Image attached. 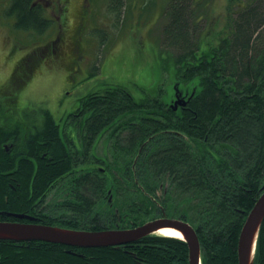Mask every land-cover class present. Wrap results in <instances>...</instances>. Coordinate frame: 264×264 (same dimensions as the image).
Here are the masks:
<instances>
[{"label":"trees","instance_id":"obj_1","mask_svg":"<svg viewBox=\"0 0 264 264\" xmlns=\"http://www.w3.org/2000/svg\"><path fill=\"white\" fill-rule=\"evenodd\" d=\"M128 1L111 0L110 6L119 10ZM163 9L161 43L176 85L188 90L183 100L173 106L159 96L136 98L125 86L101 81L59 122L42 105L20 115L17 102L6 99L0 108L18 132L0 128V140H18L11 154L0 148V164L14 169L16 163L13 176H21L18 185L13 176L0 184V196L8 190L16 208L24 209L29 185L38 198L52 191L56 210L51 216L42 210L46 223L86 230L141 224L137 212L158 211L160 204L194 227L201 264H237L240 229L264 184V0H226L216 14L207 0H166ZM7 12L16 30L43 28L29 0H11ZM90 31L105 42L104 31ZM67 130L84 145L103 134L113 141L111 159L91 162L88 147L86 154L66 148ZM41 151H48L42 159ZM187 257L184 240L156 233L107 247L0 238V264H137V258L188 264ZM254 264H264V217Z\"/></svg>","mask_w":264,"mask_h":264},{"label":"rangeland","instance_id":"obj_2","mask_svg":"<svg viewBox=\"0 0 264 264\" xmlns=\"http://www.w3.org/2000/svg\"><path fill=\"white\" fill-rule=\"evenodd\" d=\"M62 1L63 15L67 16V22L63 18L64 31L66 25L70 24L69 17L73 9L76 13L73 20L75 24L80 23V13L86 12L83 18L85 31L94 28L101 33L105 32V36L102 34L105 42L100 44L98 35L93 31L89 34L87 32L90 38L86 34L81 36L78 51L86 57L79 62L83 67L82 72L75 68L76 64L69 67L66 60L58 62L48 57L49 59L39 62L41 56L39 57L40 54L37 53L36 64L28 77L20 82L12 79L15 65L22 56H29V51H15L14 42L18 38L13 41L12 37H15L16 32L6 29L0 20V94L7 92L6 86L12 89L13 98L6 99L10 98V101L17 102L15 111L20 115L23 110L36 111L37 107L42 105L50 110L57 121L62 122V118L75 108L76 95L86 91V86L67 88L68 76L85 72L86 66L94 71L93 63L98 64V69L91 76L89 86L97 85L101 81L113 83L125 86L136 98L144 95L159 96L167 102L175 98L176 90L181 94L188 92L183 85H176L169 53L161 43L165 11L164 9L159 11V6L166 0H129L125 6L119 8L120 11L115 7L111 8V0ZM225 2L226 0H207V5L216 14ZM16 43L19 46L16 48L19 50L26 47L25 42ZM35 46L36 41L31 47L37 49ZM81 76L82 74H79V78ZM66 89L69 94H64L63 91ZM0 114V117L5 118L6 121L11 118L7 111ZM97 145V152L101 153V144ZM144 210L137 212L136 218L140 223L152 217L149 209ZM166 210L168 211L167 207ZM173 211L174 209L170 210ZM160 212L161 210L158 209L157 216ZM156 234L162 235L159 232Z\"/></svg>","mask_w":264,"mask_h":264},{"label":"flooded vegetation","instance_id":"obj_3","mask_svg":"<svg viewBox=\"0 0 264 264\" xmlns=\"http://www.w3.org/2000/svg\"><path fill=\"white\" fill-rule=\"evenodd\" d=\"M83 1V0H79L78 2ZM11 3V0H0V20H2V23L5 25L6 29H10L13 31H19L14 33L15 37H12L13 41L16 40V38H18V40H16V42H25L26 47H24V49L19 50L16 47L18 46L16 42L15 45V51L19 52V51H29V56H22L18 62L15 65V69H14V75L12 77L13 80L16 81H23L25 78L28 77L29 72L31 71L32 67L36 64V60L35 58L38 57L37 53H39V57L41 56V60L40 61H45L46 59H55L58 62L62 61V60H66L65 62H67L69 64V67H72V65H75V68L77 67V69H79V72L83 71V67L80 65V61L85 59L86 57L84 55H81L79 53L78 50H80L78 48L79 45V40L81 38V36L83 34L87 35V31H85L83 22L81 21V16L83 14L80 13V23L75 24L74 23V18L76 17V13L73 9V12L71 14V16L69 17L70 20V24L66 25V30H63V18L64 21L67 22V16L63 15L64 13V4L62 0H29V4L32 8H35L38 12H37V16L39 17V19L43 20V28H41V30L35 29L34 26H32V28H27V30H25L24 32L20 31V30H16V28H12L11 23L8 21V8H9V4ZM21 32V33H20ZM18 33V34H17ZM41 38H44L41 39ZM27 41V43H26ZM36 41V48L37 49H33L31 47L32 43ZM41 41V42H40ZM40 42V43H39ZM19 48V46H18ZM49 57V58H48ZM41 64V63H40ZM91 68H88L86 66L85 72L83 73H74L73 75H69L68 76V84L70 82L76 83L74 86H71L73 88L77 87H84L86 86V90L91 87L89 86V82L91 81V79H88V70H90ZM98 69V68H97ZM75 71V70H74ZM79 74H82V76L79 78ZM79 79V80H78ZM86 79V80H85ZM71 80V81H70ZM78 80V81H77ZM85 80V81H84ZM67 86V85H66ZM92 86H96L95 84H92ZM6 86L5 89H7ZM68 88V87H67ZM66 94H69V91L66 89L63 91ZM83 92L86 91H82L80 92L78 95H76L78 99ZM5 95V96H4ZM0 103L3 102V99H6L7 97L13 98V92L9 91L6 92L5 94H0ZM184 96V94L182 95ZM5 111H7L4 108H0V113H5ZM8 112V111H7ZM1 116V114H0ZM11 117V116H10ZM15 118V117H14ZM12 118V119H14ZM5 121V118L0 117V128H3V130H8L11 133H16L18 132V125H15L14 123H11L10 121H8V123L3 122ZM68 128V127H67ZM71 130V129H68ZM66 131L68 136H69V142H63L66 148H71V149H75L76 153L78 152V154H86L87 151H85V148H89V152L90 156L87 158V160L91 161V162H103L104 159L106 160H110L111 159V152L109 151V148L112 146L111 144L113 143V141L111 140H107L106 136H104L103 134L98 137L95 141L93 140V142L84 145L81 140L78 141L76 140V136L74 135L73 132L71 131ZM127 131L124 130L122 134L126 133ZM17 138H15V136H10L9 138H7L5 136V140L1 141L0 140V148L3 149L6 153H10L11 154V149L16 146L17 144ZM124 142V140H122ZM97 144H101V153L97 152V148L98 145ZM48 151H41V159L44 158L43 153H47ZM106 152V153H105ZM82 158V157H81ZM34 160V158L30 157L29 160ZM35 161V160H34ZM135 161V157L131 156V162ZM37 166V164H36ZM13 167L14 169H10V164L8 166V164H0V184H3V182L12 179V176L14 174V171L16 170V168H18V165L16 163L13 162ZM96 168H100V169H104L103 167L101 168V166H97ZM35 172H31V176H30V181L32 182L33 177H34ZM21 175L18 174V176H13L14 177V181L16 182V185L19 184L18 179L20 178ZM33 176V177H32ZM11 184V183H10ZM12 185V184H11ZM13 189L17 190V186H13ZM7 190V189H6ZM29 190L31 192V200L28 202L29 204H27V207H25L24 209L22 208H16V206L14 205V203H16V199L14 200V198L12 197V193L9 192L7 190V193L2 195V197L0 196V216H2L4 219L3 221H16V222H37V223H43V224H48L46 222H48V220L46 221L45 218L41 213L42 210L45 211V213L47 214V216H51L54 212L55 206L54 204H52L54 197L52 196L53 192L51 191H46L42 193L41 197H36V194L38 195V193H36V191L32 190L31 185H29ZM42 192V191H41ZM12 197V198H11ZM112 194L109 195L108 197V203L112 202ZM29 199V198H28ZM26 199V201L28 200ZM165 206L158 204V208L161 210L160 215L157 216V211L156 209H150V214L152 215V217L148 220H153L156 218H170V219H181L178 217H172L166 214L165 212ZM53 210V211H51ZM16 214H22L24 215L23 217H19L16 216ZM51 214V215H50ZM122 219H125L124 215L122 216ZM183 220V219H181ZM185 221V220H184ZM187 222V221H186ZM189 223V222H188ZM190 224V223H189ZM52 225V224H50ZM136 226V225H135ZM192 226V225H191ZM134 227V226H131ZM193 227V226H192ZM123 228H129V227H123ZM194 228V227H193ZM110 229V228H109ZM165 237H171V236H166V235H162ZM176 238V237H173ZM180 239V238H178ZM182 240V239H180ZM133 242V241H131ZM131 242H127L121 245L124 246H129L131 245ZM187 245V244H186ZM107 247V246H105ZM188 249V248H187ZM188 258V257H187ZM136 263L137 264H154L153 261H149L146 259L145 262H142L139 258L136 259Z\"/></svg>","mask_w":264,"mask_h":264},{"label":"water","instance_id":"obj_4","mask_svg":"<svg viewBox=\"0 0 264 264\" xmlns=\"http://www.w3.org/2000/svg\"><path fill=\"white\" fill-rule=\"evenodd\" d=\"M183 94L176 90L172 105L180 103ZM183 100V99H182ZM16 216L23 217L22 214ZM264 217V184L240 229L237 240V264H254L256 241ZM170 227L178 230L188 248V264H201L200 244L195 229L181 219L156 218L129 228L100 230L71 229L37 222L0 221V238L41 240L74 247L116 246Z\"/></svg>","mask_w":264,"mask_h":264},{"label":"bare ground","instance_id":"obj_5","mask_svg":"<svg viewBox=\"0 0 264 264\" xmlns=\"http://www.w3.org/2000/svg\"><path fill=\"white\" fill-rule=\"evenodd\" d=\"M157 232L162 233L166 236L182 237L181 233L178 230L170 227L160 228Z\"/></svg>","mask_w":264,"mask_h":264}]
</instances>
